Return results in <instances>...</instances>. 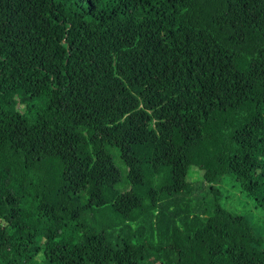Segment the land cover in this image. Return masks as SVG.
<instances>
[{"label": "trees", "instance_id": "16d2710c", "mask_svg": "<svg viewBox=\"0 0 264 264\" xmlns=\"http://www.w3.org/2000/svg\"><path fill=\"white\" fill-rule=\"evenodd\" d=\"M0 264H264V0H0Z\"/></svg>", "mask_w": 264, "mask_h": 264}, {"label": "rangeland", "instance_id": "374dc122", "mask_svg": "<svg viewBox=\"0 0 264 264\" xmlns=\"http://www.w3.org/2000/svg\"><path fill=\"white\" fill-rule=\"evenodd\" d=\"M117 156L114 157V162L116 163V165L118 167H122V163L119 161V159L116 158ZM121 187V186H120ZM121 190V189H120ZM239 194L236 193V195L230 197L227 202L230 206H232L233 208H237V209H242L244 207V200H241V197L238 196ZM232 207H230L231 209H233ZM234 210V209H233ZM246 211L248 209H245Z\"/></svg>", "mask_w": 264, "mask_h": 264}]
</instances>
